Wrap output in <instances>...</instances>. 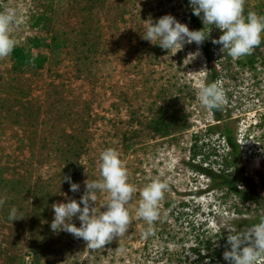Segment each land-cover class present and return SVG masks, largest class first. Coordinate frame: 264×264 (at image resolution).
I'll return each instance as SVG.
<instances>
[{
  "label": "rangeland",
  "instance_id": "1",
  "mask_svg": "<svg viewBox=\"0 0 264 264\" xmlns=\"http://www.w3.org/2000/svg\"><path fill=\"white\" fill-rule=\"evenodd\" d=\"M46 2L0 0V12L16 13L11 27L16 46L28 47L35 37L50 43L51 25L38 21ZM244 8L245 15L249 11L264 15V0H246ZM54 9L64 11L61 28H67L71 38L68 48L33 49L47 54V61L41 69L24 73L13 70L10 56L0 60V198L7 197L0 207V264H197L189 248L194 232L188 223H205L217 230L221 219L231 218L232 223L239 217L237 200L209 190L208 179L186 164L192 135L215 123L211 110L197 98L206 77L205 59L194 42L175 54L142 37L145 21L155 22L167 14L193 30L185 2L56 0ZM220 35L213 26L209 39ZM75 40L95 42L97 52L89 55L88 48ZM263 41L251 55L235 60L220 51L222 45L211 43L222 71L224 109L242 146L243 165L250 175L264 179ZM197 51L200 55L188 58ZM252 56L254 65L249 61ZM166 114L171 119L168 135L151 130L149 125ZM203 141L207 145L199 144L197 162L215 149L223 154L220 134L203 136ZM109 148L119 152L129 182L138 189L129 205L133 219L124 236L104 249L90 250L83 239L51 230V206L79 201L84 181L100 178L99 155ZM63 177H71L79 191H70ZM153 178L167 182L169 188L153 225L154 235L145 239L142 234L148 225L135 218V210L139 189ZM106 195L98 193V207ZM184 203L186 216L178 221L176 210ZM244 206V217L252 216L254 208ZM13 207L22 219H8ZM72 222L80 226L77 217ZM118 247L123 251L118 253ZM256 264H264V258Z\"/></svg>",
  "mask_w": 264,
  "mask_h": 264
},
{
  "label": "clouds",
  "instance_id": "2",
  "mask_svg": "<svg viewBox=\"0 0 264 264\" xmlns=\"http://www.w3.org/2000/svg\"><path fill=\"white\" fill-rule=\"evenodd\" d=\"M192 12L200 17L204 28L190 30L187 24L179 22L173 15L167 14L153 22L149 18L146 23V32L143 39L162 49L175 54L182 50L185 44L202 45L210 36L213 26L221 30L218 39H212L214 45H222L220 51L231 56L234 60L251 55L264 39V15L249 11L244 14L246 0H189ZM16 20L13 9L0 12V60L8 58L17 45L11 36V27ZM212 27L205 31V26ZM200 55L199 51L190 53L188 58L194 59ZM197 98L204 109L221 111L227 103L225 90L220 81L202 84L197 89ZM98 180L84 181L85 192L80 200L69 199L68 202L52 204L54 217L51 230L54 233L65 231L75 238L83 239L90 250L104 249L114 239L124 236L132 216L129 205L133 201L137 187L129 182L128 170L120 158L118 151L105 149L99 155ZM70 183V191H79L80 185L71 182V177H63ZM167 182L153 178L142 189H139V204L135 210V218L142 219L148 225L143 232L147 239L154 235V223L160 217V206L168 191ZM98 193L107 194L104 203L97 206ZM7 197L0 198V207ZM81 205H83L81 207ZM101 208H106L101 211ZM77 217L80 226L72 221ZM13 207L9 213L10 221L22 219ZM231 218L221 219L220 228L226 229L227 245L230 248L223 253L228 264H256L257 260L264 258V214L259 222L238 231ZM122 252L123 249L117 248Z\"/></svg>",
  "mask_w": 264,
  "mask_h": 264
},
{
  "label": "trees",
  "instance_id": "3",
  "mask_svg": "<svg viewBox=\"0 0 264 264\" xmlns=\"http://www.w3.org/2000/svg\"><path fill=\"white\" fill-rule=\"evenodd\" d=\"M55 1L56 0H47L45 9L42 10L38 16L40 24L47 27L48 25H51L52 27L50 43H45L43 39L35 37L29 41L28 47L16 46L10 55L14 71L24 73L28 70L35 71L43 67L48 58L47 54L40 51L34 53L32 51L33 49L40 50L42 47H46L50 49V51L55 52L61 48H68V44L70 43L69 40H71V38L68 33H66L67 28L64 27V30L61 28V19L62 16H64V11L60 12L59 9H54ZM183 1L185 2L187 18L193 30L203 29L204 24L200 17L193 14L189 1ZM208 29L209 26H205L206 32ZM84 34L85 32L83 33L82 31H79V35L86 38ZM79 42L81 41L75 40V44L78 45ZM81 43L82 46L88 48L87 52L89 55L97 52L95 49V42L88 44V42L86 43V41H83ZM200 47L205 59V67L207 70L204 84L219 81L222 77V71L213 57L214 54L210 39L208 38L205 40ZM249 61L254 65L255 56L250 57ZM211 112L215 119V123L208 126L205 131L197 132L192 135L189 157L186 164L190 170L208 179L209 183L207 184V188L209 190L232 195L234 200H237L235 206L237 209H235V213L239 217L234 219L232 223L238 231H243L247 227H251L258 223L260 216L264 214V179L260 175L258 178L254 175H250L246 171L242 162V146L236 137L234 129L230 125L231 117L227 111L223 108L221 111L211 110ZM170 120L171 119H169L166 114L157 117L149 126L151 130L155 132L165 131L168 135L171 126L169 123ZM216 133L220 134L223 140V154L219 155L217 153L218 150L215 149L213 151L215 153L204 154L201 158L202 162H197L196 159L200 155L199 152L202 147L201 145H207L206 141L201 142V138ZM209 146L210 145H208V147ZM212 156H215L216 158L210 160ZM217 158H220V160L218 161ZM244 204L248 206L247 210H250L251 207L254 208V214L252 216L244 217L245 213L244 210H242V208H245ZM186 206L187 204L184 203L177 208L176 219L178 221H181L186 216V209L184 208ZM247 213L250 214L249 211H247ZM188 224L190 225V229L194 232L192 236L194 243H191L189 248L191 254L197 259L196 263L220 264L222 261L225 262L223 253L228 246L227 236L229 233L227 230L223 228L221 229L220 227L217 230L209 227L206 228L205 223L191 222ZM216 239L217 241H215ZM228 247L230 248V246Z\"/></svg>",
  "mask_w": 264,
  "mask_h": 264
}]
</instances>
